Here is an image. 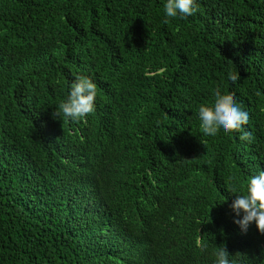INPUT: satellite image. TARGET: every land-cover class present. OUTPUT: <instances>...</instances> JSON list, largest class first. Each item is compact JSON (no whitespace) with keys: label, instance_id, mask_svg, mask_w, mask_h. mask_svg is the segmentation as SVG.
<instances>
[{"label":"trees","instance_id":"trees-1","mask_svg":"<svg viewBox=\"0 0 264 264\" xmlns=\"http://www.w3.org/2000/svg\"><path fill=\"white\" fill-rule=\"evenodd\" d=\"M163 3L0 0V264H213L222 245L264 264L229 192L264 170V0H198L167 22ZM77 75L95 110L54 118ZM216 91L249 118L205 136Z\"/></svg>","mask_w":264,"mask_h":264},{"label":"clouds","instance_id":"clouds-1","mask_svg":"<svg viewBox=\"0 0 264 264\" xmlns=\"http://www.w3.org/2000/svg\"><path fill=\"white\" fill-rule=\"evenodd\" d=\"M199 10L198 0H164L163 14L165 22L168 18H185ZM231 83L236 82L234 76H230ZM214 100L210 105L200 104L197 109L199 117V129L205 136L227 135L232 131H239L248 122V112L236 103L231 95L221 94L219 91L213 93ZM97 84L89 76L77 75L68 85L67 96L56 106L52 112L54 118H67L78 120L92 113L96 107ZM251 133L243 131L240 133L241 140H248ZM58 170H64L60 166ZM56 172L54 177H59ZM48 171L54 172L51 169ZM230 193L236 195L231 201L230 208L235 214L233 222L242 231H246L250 223H255L258 232L264 234V170L253 173L247 179V183L241 191L235 186L229 188ZM199 245V242H197ZM119 260L127 264L132 258V253L123 251ZM213 264H236V260L225 247L219 246L212 253Z\"/></svg>","mask_w":264,"mask_h":264}]
</instances>
